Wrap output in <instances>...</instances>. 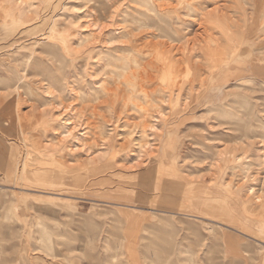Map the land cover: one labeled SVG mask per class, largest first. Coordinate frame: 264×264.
I'll use <instances>...</instances> for the list:
<instances>
[{"label":"rangeland","instance_id":"374dc122","mask_svg":"<svg viewBox=\"0 0 264 264\" xmlns=\"http://www.w3.org/2000/svg\"><path fill=\"white\" fill-rule=\"evenodd\" d=\"M0 264H264V0H0Z\"/></svg>","mask_w":264,"mask_h":264},{"label":"bare ground","instance_id":"6f19581e","mask_svg":"<svg viewBox=\"0 0 264 264\" xmlns=\"http://www.w3.org/2000/svg\"><path fill=\"white\" fill-rule=\"evenodd\" d=\"M139 15H140V19L139 18H135V21L137 23H142V18H151L150 16L146 15V13H143V12H139ZM145 20V19H144ZM152 21V20H151ZM163 28V27H162ZM158 29V28H157ZM134 41V40H133ZM127 50V49H126ZM222 92V91H221ZM206 263V262H205Z\"/></svg>","mask_w":264,"mask_h":264}]
</instances>
